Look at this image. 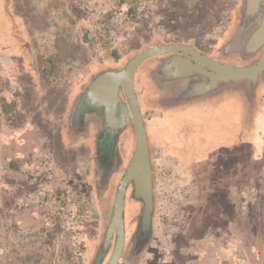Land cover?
I'll return each instance as SVG.
<instances>
[{
	"label": "rangeland",
	"instance_id": "1",
	"mask_svg": "<svg viewBox=\"0 0 264 264\" xmlns=\"http://www.w3.org/2000/svg\"><path fill=\"white\" fill-rule=\"evenodd\" d=\"M242 3L0 0V264L94 263L122 173L101 204L81 166L87 156L64 129L72 100L94 73L159 43L191 40L215 55L237 30ZM137 89L152 146L163 150L154 158V241L142 264H264V154L251 161L264 142V80L253 97L224 84L171 110L167 122L193 131L201 161L188 168L202 175L199 194L165 151L157 103ZM135 146L122 141L127 161ZM142 208L131 198L125 216Z\"/></svg>",
	"mask_w": 264,
	"mask_h": 264
},
{
	"label": "water",
	"instance_id": "2",
	"mask_svg": "<svg viewBox=\"0 0 264 264\" xmlns=\"http://www.w3.org/2000/svg\"><path fill=\"white\" fill-rule=\"evenodd\" d=\"M223 52L225 55L240 54L244 61L256 57L259 53L261 56L254 66L241 68L217 62L189 45H155L140 50L123 69H110L91 81L87 97L93 103L104 107L105 127L108 128L113 123L132 125L136 133L133 155L117 187L106 232L92 264H100L107 249L112 246L114 237L115 248L107 264L122 262L126 242V196L130 185L133 187L132 196L143 204L140 215L141 228L144 232L152 229L155 209L154 175L148 134L134 86L137 69L153 57L173 54L174 57L168 59L164 67V71L171 77H203V82L195 85L190 91V97L216 94L219 86L224 84L232 88H243L247 96H252L259 76L263 75L264 78V0H243L240 23L234 36L224 45ZM120 95L127 103L123 102Z\"/></svg>",
	"mask_w": 264,
	"mask_h": 264
},
{
	"label": "flooded vegetation",
	"instance_id": "3",
	"mask_svg": "<svg viewBox=\"0 0 264 264\" xmlns=\"http://www.w3.org/2000/svg\"><path fill=\"white\" fill-rule=\"evenodd\" d=\"M239 23L240 20L238 22V25ZM131 24L132 22L128 23L126 29H129ZM238 25L235 29L238 28ZM75 28L79 29V27L77 26ZM235 33L236 31L234 32V34ZM234 34L232 35V37L234 36ZM231 38L227 42H229ZM163 44L189 45L217 62L241 68H248L250 66H254L259 57L261 56V53H259L256 57L244 61L241 59L240 54L225 55L223 49L218 50L215 55H211L204 51L198 43H194L191 40L178 41L176 43H159L156 45ZM136 54H134L131 58H133ZM173 57V54H167L149 59L137 69L134 78V86L136 89L137 98L139 100L141 112V96H139L140 94L138 93L137 89V86L139 85H142L143 88H145L144 92L147 101H149L151 104L157 103L158 106H156L155 110H159L161 112L162 119L164 121L169 118L171 110L190 105L194 102L195 99L213 95L206 94L197 98L190 97V91L194 89L195 85L203 82V77L198 75H192L189 78L181 79L175 78L174 76L171 77L167 72L164 71V67L167 60ZM233 58H237L242 62V64L240 65L233 63ZM128 61H126V63L124 64L117 63V65L115 66H109L104 70L94 73L92 76H90L89 81L86 84L81 85L79 92L72 100L67 119H65V125L63 124L67 134L69 136L75 137L76 140L79 142L78 146L81 147V155L87 156L86 163H83L81 166L83 167V172L86 173L87 177L89 176L93 179L96 195L101 204L103 203V195L107 192L109 187H111V184H113V182L115 181L116 176L122 173L120 180L123 177L124 172L133 155L134 151L132 152L131 157L128 158V161L126 158L127 156L124 158V151L122 150V141H133V139L136 140V133L132 125L122 126L120 123H113L108 128L105 127L104 107L99 103H93L92 101H90L87 97V91L90 87L91 81L93 79H96L97 75L104 74L110 69L121 70L125 67ZM263 80V75H260L254 94L259 91L260 84ZM221 88L222 85L219 86L216 94L219 93ZM241 91L245 93V95L247 94L246 90H244L243 88H241ZM254 94L252 95L254 96ZM120 96L122 98V95ZM246 97L248 98L247 95ZM122 100L124 103H127L124 98H122ZM143 118L148 134L149 147L151 152V163L153 168V175L155 177L154 158L156 154L162 155L163 150L161 149L157 151L156 148H153L151 135L154 132L149 130V126L147 125V121L144 115ZM125 161L127 162L125 163ZM132 193L133 187L132 185H130L127 189L126 208L131 198L136 200L137 203L142 204L141 201L135 199L132 196ZM156 208L157 202L155 199L152 229L148 232H144L141 228L140 215L136 218L129 220L125 216L126 242L121 264H142V259L149 253V250L153 245L155 235L154 221ZM114 243L115 237L111 241L112 246L107 249L106 256L103 258L100 264H107L109 257L115 248Z\"/></svg>",
	"mask_w": 264,
	"mask_h": 264
},
{
	"label": "crops",
	"instance_id": "4",
	"mask_svg": "<svg viewBox=\"0 0 264 264\" xmlns=\"http://www.w3.org/2000/svg\"><path fill=\"white\" fill-rule=\"evenodd\" d=\"M257 93H259V91ZM261 93L263 94V98H264V91ZM262 115L264 116V108H263ZM167 120H165V123H164L165 132L163 133L162 138L165 140L164 146H165V151L167 152L168 156L171 157L173 160L179 162L180 163L179 166L182 168H188L190 167L189 165L191 166L197 165V163L201 161L200 159L201 157L192 148V147L197 148L196 141H194L193 139L194 138L193 131L191 130L190 127H184V126L179 127L175 125L176 124L175 122L173 121L167 122ZM173 135H174V138H173ZM199 144H202V143H199ZM261 145L262 147L260 148V150H258V148L256 149L254 159H252L251 161H256V160L260 161L263 158L262 156L264 154L263 139L261 140ZM191 154H193L194 157H192ZM187 171L190 172L188 182L190 180H195V183L193 185L195 189L193 190V192L199 194L200 193V182L199 181L197 182V180L202 179L201 177L202 175L200 174L198 175L196 172L193 173V171L189 170V168L188 170L187 169L185 170V173H187ZM225 181L228 182L229 188H230L229 189L230 191L229 204L233 206V200L231 197L232 184L230 183L231 177L228 180L226 179Z\"/></svg>",
	"mask_w": 264,
	"mask_h": 264
},
{
	"label": "built area",
	"instance_id": "5",
	"mask_svg": "<svg viewBox=\"0 0 264 264\" xmlns=\"http://www.w3.org/2000/svg\"><path fill=\"white\" fill-rule=\"evenodd\" d=\"M121 12H122L121 15H124L125 18L128 19V21L132 18V15H130L129 11H121Z\"/></svg>",
	"mask_w": 264,
	"mask_h": 264
},
{
	"label": "trees",
	"instance_id": "6",
	"mask_svg": "<svg viewBox=\"0 0 264 264\" xmlns=\"http://www.w3.org/2000/svg\"><path fill=\"white\" fill-rule=\"evenodd\" d=\"M4 113H10V111L9 110H5V111H3Z\"/></svg>",
	"mask_w": 264,
	"mask_h": 264
}]
</instances>
